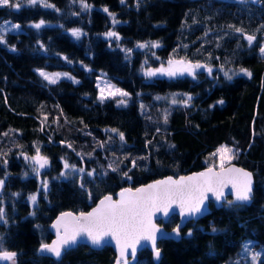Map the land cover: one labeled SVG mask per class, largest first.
Segmentation results:
<instances>
[{
  "label": "trees",
  "instance_id": "trees-1",
  "mask_svg": "<svg viewBox=\"0 0 264 264\" xmlns=\"http://www.w3.org/2000/svg\"><path fill=\"white\" fill-rule=\"evenodd\" d=\"M48 2L59 11L39 3H22L18 10L0 6V22L21 25L6 34L7 44H0V153L7 154V164L0 159V207L7 220L0 224L3 247L17 252L18 264H114L115 254L107 246L94 250L78 245L59 260L40 256L38 249L52 238L49 226L59 213L86 212L103 196L125 187L203 170L215 162L211 154L227 145L235 152L232 161L253 172L252 203L225 202L219 209L210 203L211 213L188 222L178 241L158 243V264H234L247 241L251 251L264 250V0H139L138 6L137 0H87L93 5L90 10L82 9L79 0ZM104 7L120 23L113 26ZM41 19L45 25L31 27ZM228 25L243 28L256 40L249 45ZM73 28L83 31L80 39L68 33ZM108 31L118 32L121 39L110 44L101 35ZM148 41L161 46L128 55L123 50ZM170 56L206 63L213 71L200 68L195 77L143 74L142 66L159 67ZM241 67L252 75L225 77L224 71ZM38 68L68 71L79 83L62 79L49 84ZM100 71L131 94L126 106H118L117 99L99 101ZM172 93L190 94L192 100L186 107L155 99ZM112 128L124 133V141L104 131ZM37 146L49 164L39 175H30L20 153L35 155ZM64 160L85 169L83 188L78 172L61 175ZM109 163L118 170L108 168ZM43 180L48 182L46 195ZM38 189L31 206L28 196ZM159 223L169 230L179 219L174 215ZM138 254L136 264H155L148 249ZM259 264H264V254Z\"/></svg>",
  "mask_w": 264,
  "mask_h": 264
},
{
  "label": "snow or ice",
  "instance_id": "snow-or-ice-1",
  "mask_svg": "<svg viewBox=\"0 0 264 264\" xmlns=\"http://www.w3.org/2000/svg\"><path fill=\"white\" fill-rule=\"evenodd\" d=\"M75 2V0H73ZM123 3L124 0H121ZM244 2V0H241ZM22 3L27 5H36L37 3L43 5L46 8H53L59 11L54 4H50L48 0H0V6H9L13 9H20ZM82 9L90 10L93 5L87 3V0H79ZM139 0H137V6ZM103 12L107 13L111 17V23L113 26L120 23L116 18V14L109 11L107 7H104ZM45 21L41 19L39 22H34L31 27L40 29L45 25ZM229 28L233 29L236 33H242L247 43L251 45L256 40L255 35L247 34L243 28L236 27L235 25H228ZM21 28L18 23H12L11 21L0 22V44H7L6 34L10 31H16ZM72 35L76 38L81 37L84 33L79 28H73L70 30ZM208 33L205 32V36ZM105 37L115 38L117 41L121 39L120 35L116 31H108L104 33ZM159 41H148L137 43L138 48H159ZM219 47V45H217ZM41 47H44L41 43ZM185 47H187L185 45ZM12 50H15V46H11ZM126 53H131L132 49H123ZM260 53L264 54V46L260 47ZM155 55V53H153ZM64 60H68L67 56L63 57ZM159 59V57H157ZM71 62V61H69ZM82 63V62H81ZM147 63V61H145ZM87 68V65L84 66ZM221 70H224V66L221 65ZM204 68L209 74L212 73L213 68L206 63L192 62L187 58L175 59L170 56L165 63H161L159 67L144 68L142 66L143 74L146 77H155L157 75L167 77H177L184 74L195 77L196 70ZM91 71V69H88ZM229 69L224 71L226 78L231 79ZM239 73H244L247 76H251L252 73L246 68H239ZM36 72L49 84H56L62 77H69L75 83H79L74 77H70L69 73L61 72H48L44 69H36ZM236 74V73H233ZM102 74L97 80V86L99 88L98 99L103 103L106 99H120L116 100L117 105H127L131 94L125 90L112 84L110 81L103 79ZM178 93L171 94V104L182 103L184 106H188L192 100L190 94H183L186 98L178 101ZM155 99H168V97L157 96ZM223 103V101H218ZM144 106L141 105V108ZM168 112H164V121L167 123ZM46 119V117H45ZM43 123V121H42ZM43 130V128H41ZM105 132L117 133L119 139L124 141L125 136L123 132L118 129H105ZM159 131V130H158ZM7 135V133H4ZM111 139V137H109ZM103 141L98 142V146H104ZM150 143V141H149ZM72 148V144L67 145ZM22 147V146H19ZM35 155L29 156L24 152L20 155L24 157L26 161L32 164V171L39 175L41 169L45 168L49 164V158L41 155L40 148H35ZM6 153H0V159H3L4 164H7ZM88 155H91L89 153ZM213 157L219 158L218 165L213 162L203 172L193 173L189 176H181L179 179L173 177H167L163 180H156L150 184L132 189H122L119 193V199L113 200L112 196L106 195L100 200L99 204L92 209L90 212H61L52 224V228L55 229L56 238L51 243H41L39 251L50 253L51 255L59 258L66 248L75 245L82 237L86 238L92 245H101L106 242V238H112L115 240L116 247L119 251V257L117 258L116 264H129V255L135 259L137 247L142 241L149 242L156 258L161 255V249L157 247L158 235H167L164 233L162 227L155 223L157 213L167 217L173 206H178L179 215L182 218V222L187 218H192L198 214H202L205 210V201L209 198V194H212L215 200L220 201L225 198V189L231 186V190L234 194L235 201L246 202L252 198V173L246 171L243 168H237L231 165V161L235 156L234 149L227 145H221L211 154ZM127 159V157H125ZM132 166L136 167L135 160L131 161ZM63 167L65 172L61 173L62 176L71 175L72 173L78 172L81 174V187L83 184V174H85L84 168L77 169L74 164H69L67 160H64ZM217 167L219 170H217ZM108 168L113 171H117V168L113 167L112 163H109ZM71 169V172L68 170ZM130 171V169H129ZM95 173V169L87 172L88 176H92ZM27 175V173H25ZM123 175L131 179L127 172ZM41 186L47 193L48 182L46 180L41 181ZM4 187V179H0V190ZM39 189L36 193H32L28 196V199L33 205L36 204L39 196ZM13 195H19L14 193ZM234 201H227L232 204ZM35 215V213H32ZM0 221L7 223L6 215L3 207H0ZM39 227V225H37ZM181 225L177 224L173 229L172 233L176 236L180 234ZM216 229L213 228V232ZM188 235H191V230ZM250 241L244 242L242 246V255L247 256L251 252ZM264 254V250L261 252H251L252 264H257L261 255ZM17 252L8 251L3 247V237L0 236V261H8L10 264H17L16 257ZM239 264V261L236 262Z\"/></svg>",
  "mask_w": 264,
  "mask_h": 264
},
{
  "label": "water",
  "instance_id": "water-1",
  "mask_svg": "<svg viewBox=\"0 0 264 264\" xmlns=\"http://www.w3.org/2000/svg\"><path fill=\"white\" fill-rule=\"evenodd\" d=\"M232 165H234V166L237 167V168H243V169H245L246 171L252 173V198H253V195H254V188H255V178H254L253 172L250 171V170L247 169V168H244V167H242V166L236 164L235 162H232L231 165H226V167H228V166H232ZM207 168H208V167H207ZM205 170H206V168H204L203 170H200V171H194V172H191V173H188V174H182V175H179V176H177V177H174V176H172V175H168V176H166V177H163V178H160V179H157V180H163V179H165V178H167V177H173L174 179H179V177H181V176H189V175H192L193 173L203 172V171H205ZM217 170H219V168H217ZM154 181H156V180H154ZM154 181H151V182H149V183H147V184H150V183H152V182H154ZM147 184H143V185H140V186H138V187H141V186H144V185H147ZM138 187H136V188H138ZM126 188H132V189H135V188H133V187H125V188H123V189H126ZM121 190H122V189L118 190L115 194H107V195L112 196L113 200H118V199L120 198V197H119V193L121 192ZM105 196H106V195H105ZM103 197H104V196H103ZM103 197L100 198L99 200H97V202L94 204V206H93L90 210H88V211H86V212H90V211H92V209L95 208V207L99 204L100 200L103 199ZM229 197L232 198V201H234L235 204L250 205V204L252 203V198H251L250 201H246V202H238V201H235V197H234V194H233V192H232V190H231V186H229L228 188L225 189V198H224V199H221L220 201H217V200H215V198H214V196H213L212 194H209V198L205 201V210L202 212V214H198L197 216L192 217V218H187V219L184 220L183 222H182V218H181V216L179 215V208H178V206H173V209H174V210L171 211L167 217L163 216V215L160 214V213H157L156 218H155V223L158 224V225H160V226L162 227L164 233L167 234V235H162V236H161V235H158L157 242H156V243H157V247H158V243H159L160 241H163V240L172 239V240L178 241V240L181 238V230H182L184 227H186V225H187L188 222H190V221H198V220H200L201 218L206 217L207 215H209V214L211 213L210 203H213L214 206H215V208H216V209H219V208H221V207L223 206V204H224L225 202L228 201ZM65 212H72V211H65ZM73 213H75V212H73ZM59 214H60V213H59ZM59 214H58V215L53 219V221L50 223L49 230H50V232H51V234H52V238L50 239V241H49L48 243H51V242L56 238L55 229L52 228V224L54 223V221L56 220V218L59 216ZM77 214H78V213H77ZM174 215H176V216L178 217V219H179V223H178V224L181 225L179 236H176V235H174V234L172 233V229H173V228L168 230V229H166L162 224L159 223V222L161 221V222H163L164 224H166V223L170 220V218H171L172 216H174ZM78 245H86V246H88V247H90L91 249H94V250H101V249H103V248H105V247L107 246V247H110V248L113 250V252L115 253V260H116V261H117V258L119 257V251H118V248L116 247L115 240L112 239V238H110V237H109V238H106V242H105V243H103V244H101V245H98V246H97V245H92V244L90 243V241H88L86 238H83V237H82V238H81V239H80L75 245H72V246L66 248V250H64V251L62 252V254H61V256H60L59 258H57V257H55V256H53V255H51L50 253L40 252L39 249H38V254H39V255H43V256H47V257H51V258L56 259V260H59V259L62 258V256H63V254L65 253V251H69V250H71V249L77 247ZM39 248H40V247H39ZM144 249H148V250L152 253L153 261H154L156 264H158V263L160 262V260H161V258H162V253H161V255H160L159 258H156L155 255H154V252H153V250H152V248H151L150 243H149V242H146V241H142L141 244L138 245V247H137V252H136L135 259H133V258L129 255V257L131 258V259L129 260V264H136L137 261H138V253H139L141 250H144ZM128 259H129V258H128ZM16 262H17V258H16ZM8 263H9L8 261H0V264H8ZM115 264H116V262H115Z\"/></svg>",
  "mask_w": 264,
  "mask_h": 264
},
{
  "label": "rangeland",
  "instance_id": "rangeland-1",
  "mask_svg": "<svg viewBox=\"0 0 264 264\" xmlns=\"http://www.w3.org/2000/svg\"><path fill=\"white\" fill-rule=\"evenodd\" d=\"M71 30V29H70ZM68 31V33L72 36V38L73 39H75V40H78V39H80L81 37H79V38H76V37H74L73 35H72V33H71V31ZM16 31H18V30H16ZM101 35L111 44V42H112V39H114V37L113 38H108V37H105L104 36V34L103 33H101ZM262 46H264V43H263V45ZM147 48H138L137 47V44L133 47V51H135V50H141V51H144V50H146ZM129 53H127V55H128ZM263 57H264V54H261ZM132 57V56H131ZM160 66V65H159ZM165 66H166V62H165ZM152 68H157V67H152ZM45 70V69H44ZM198 70V69H197ZM47 71V70H46ZM48 72H51V71H48ZM56 72H61V73H69L70 74V77H74L76 80H78L72 73H70V72H68V71H56ZM229 73H236V74H243V75H246V74H244V73H239L238 71H231V72H229ZM102 74H105L103 71H100V72H98V75H97V77H96V86H97V80H98V78H100L101 76H102ZM185 75V74H184ZM186 75H188V74H186ZM234 75V74H233ZM155 77H161V78H166L167 76H162V75H157V76H155ZM155 77H149V78H155ZM62 79H69V80H72L71 78H69V77H62L60 80H62ZM103 79H106V80H108V81H110L112 84H114V85H116L117 87H119V88H121V89H123L121 86H119L117 83H115L112 79H110L109 77H107L106 76V74L103 76ZM59 80V81H60ZM73 81V80H72ZM79 81V80H78ZM97 90H98V95L97 96H99V88H98V86H97ZM123 90H125V89H123ZM126 91V90H125ZM126 92H128V91H126ZM178 94H180V95H178L176 98H177V100L178 101H181L182 99H185L186 97L183 95V94H185V93H178ZM165 97H168V99L169 100H171V94H169V95H166ZM128 98V97H127ZM116 99H120L119 97H117ZM28 163H29V167H30V175H35V173L32 171V164L29 162V161H27ZM232 162V161H231ZM215 163L218 165V163H219V158L218 157H216V160H215ZM44 169V168H43ZM43 169H41V171L43 170ZM40 171V172H41ZM2 196V190H0V197ZM29 200V199H28ZM29 204L31 205V206H34L33 204H32V202L29 200ZM1 223H4V221H0V224ZM113 251V250H112ZM251 252H259V251H251ZM251 252H249L248 253V255L247 256H244V255H241L238 259H236L235 260V263L234 264H236V262L237 261H239V264H243V260H245L246 262H245V264H252V262H251ZM115 254V253H114ZM262 258H263V254L261 255V257H260V259L257 261V264H259L260 263V261L262 260ZM131 258L129 257V260H130ZM138 260H139V254H138ZM115 262H116V260L114 261V264H115ZM138 262V261H137ZM156 264V263H155Z\"/></svg>",
  "mask_w": 264,
  "mask_h": 264
},
{
  "label": "flooded vegetation",
  "instance_id": "flooded-vegetation-1",
  "mask_svg": "<svg viewBox=\"0 0 264 264\" xmlns=\"http://www.w3.org/2000/svg\"><path fill=\"white\" fill-rule=\"evenodd\" d=\"M8 264H10V262ZM17 264H18V262H17Z\"/></svg>",
  "mask_w": 264,
  "mask_h": 264
},
{
  "label": "bare ground",
  "instance_id": "bare-ground-1",
  "mask_svg": "<svg viewBox=\"0 0 264 264\" xmlns=\"http://www.w3.org/2000/svg\"><path fill=\"white\" fill-rule=\"evenodd\" d=\"M40 256H43V255H40Z\"/></svg>",
  "mask_w": 264,
  "mask_h": 264
}]
</instances>
